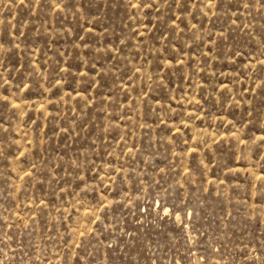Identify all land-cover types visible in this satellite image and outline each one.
<instances>
[{
    "label": "rangeland",
    "instance_id": "rangeland-1",
    "mask_svg": "<svg viewBox=\"0 0 264 264\" xmlns=\"http://www.w3.org/2000/svg\"><path fill=\"white\" fill-rule=\"evenodd\" d=\"M0 264H264V0H0Z\"/></svg>",
    "mask_w": 264,
    "mask_h": 264
}]
</instances>
